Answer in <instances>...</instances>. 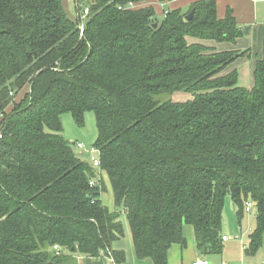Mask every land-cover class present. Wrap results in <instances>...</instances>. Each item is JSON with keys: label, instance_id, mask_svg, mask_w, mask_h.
I'll use <instances>...</instances> for the list:
<instances>
[{"label": "trees", "instance_id": "16d2710c", "mask_svg": "<svg viewBox=\"0 0 264 264\" xmlns=\"http://www.w3.org/2000/svg\"><path fill=\"white\" fill-rule=\"evenodd\" d=\"M65 1L0 0V264H104L109 252L123 264L112 250L122 212L138 260L168 264L174 245L187 248L185 225L199 254L222 255L228 198L239 216L248 202L258 210L254 255L264 241V51L247 89L225 71L248 52L188 42L242 38L217 0L165 10L162 21L132 7L150 0H76L89 11L83 35ZM178 92L194 99L159 100ZM86 112L115 211L62 135L64 114L83 126Z\"/></svg>", "mask_w": 264, "mask_h": 264}, {"label": "rangeland", "instance_id": "374dc122", "mask_svg": "<svg viewBox=\"0 0 264 264\" xmlns=\"http://www.w3.org/2000/svg\"><path fill=\"white\" fill-rule=\"evenodd\" d=\"M65 8L67 10V13L71 18L75 19L79 16L80 19V31L85 26V20L86 17L89 14H86V4L82 3L81 7L77 6L76 0H66L65 1ZM80 9V11H79ZM161 14H157V18L159 20L164 19V11L169 10V7H162ZM246 33L248 32L247 27ZM81 35H83L81 33ZM243 41L241 43L242 49H249L246 52L247 55L244 57H241L237 59L227 70L226 73L232 72L231 69H236L239 73V86L244 87L247 89H252L254 87V70L257 61L261 60L263 57V51H264V33L263 30L255 31L250 37H246V35L241 40ZM240 41V42H241ZM189 43H201L205 46H208L209 48H213V46H216L218 43L210 42V41H200L198 39L188 38ZM228 44V43H225ZM232 45L233 48L235 47L234 44ZM224 49V48H223ZM222 49V50H223ZM221 51V50H219ZM228 51V50H225ZM21 97H17L19 100ZM194 99V96L191 93H182L178 92L171 96H161L159 97V100L161 102L166 101H172L174 103H186L189 101H192ZM11 109L8 110V112ZM3 120V117L0 116V122ZM62 124H63V137L72 144L74 153L82 160L87 162L88 164H91L89 161L90 156H95L98 160L100 159V152L96 148V143L98 140V128H97V121L96 116L94 112H86L84 117V125L80 126L78 125L73 117L70 114H64L62 116ZM77 144H82L86 147L87 150H91L92 148H96L95 153H90V155L85 156V150L79 149L77 147ZM95 175L93 180L94 181H100L101 180V174L102 172L98 168H94ZM104 176V182H105V191L102 195L103 198V205H105L110 210L115 209V200L114 195L112 191V186L110 179L106 173H103ZM104 185V184H103ZM258 215V210L254 204H252L251 213L247 214L244 213L243 216H239V207L238 205L232 201L230 198L226 201V206L223 213V229H222V235H227L230 240L228 242H224V250L223 254L220 255H212L207 256V260L210 264L219 262H223L224 264H240V254L247 255L249 259L255 260L256 264H264V241L262 247L254 254H246L244 250H242V247L245 243V247L247 246V249H249L248 246V236L247 232L253 229L256 225V218ZM121 221L125 222L127 225V228H129V237L127 238L125 235L122 238V242L124 244H130L132 243L131 239V230L129 227V223L127 220L126 215L122 212L121 215ZM188 226V225H185ZM184 226V227H185ZM188 230H192L193 228L191 226H188ZM185 237V236H184ZM187 240V239H186ZM187 243H189L187 241ZM194 244V242H193ZM188 249V248H187ZM127 253V252H126ZM196 260V259H195ZM233 262V263H232ZM193 264V262H192Z\"/></svg>", "mask_w": 264, "mask_h": 264}, {"label": "crops", "instance_id": "0c3cea01", "mask_svg": "<svg viewBox=\"0 0 264 264\" xmlns=\"http://www.w3.org/2000/svg\"><path fill=\"white\" fill-rule=\"evenodd\" d=\"M197 1L199 0H170L162 4L157 0H150L141 5H137V6L134 5L132 7L133 9L153 7L157 14L158 13L161 14V12L163 11L162 7L168 6L169 10H174V9L187 10L190 5H192L193 3ZM217 8H218V16L220 18H224L227 9H232L235 18L237 19V22L242 28L243 33H244L242 38H240L236 42V44H234L235 45L234 48L232 45L225 44V43L217 44L216 46H213V48H215L217 51L228 50V51L245 52L249 49L241 48L240 45L243 42L241 41L243 37L245 35L246 37H250L253 33H255V31H260V30H263V33H264V0H217ZM245 27H247V30H248L247 33L245 32L246 31ZM233 70H236V69H231L230 71H233ZM103 173L105 172H102L101 180L103 181L104 186H105ZM102 201H103V198H102ZM111 211H115V209ZM250 213H247V214H250ZM122 223H123L124 230H125V236L128 238L129 228H127V225L125 222H122ZM256 225L253 229H251L250 227V231L246 233L247 236L249 237L247 240L248 246L250 245V235L255 231ZM188 229H189L188 226L184 227V236L189 242L187 243L188 249L187 248L182 249L181 246L174 245L169 251L168 264H192V262L194 263L195 259H198L200 257H204L207 259V257L199 254V252L197 251L196 245H195L194 232ZM224 238H228V240L224 242H228L230 240V238L227 235H223V239ZM131 239H132V235H131ZM112 250L116 252H124L126 254V261L123 264H153V262L150 259H145V260L137 259L136 254H135L133 240H132V243L130 244H124L121 238L119 241L115 242L112 245ZM242 250H244V252H246L247 254L248 249H247V246L245 247V243L242 247ZM254 261L255 260L249 259L247 255L240 254V264H256V262ZM79 263L84 264L83 258H79ZM104 264H112V263H110L107 260ZM213 264H219V262H216V263L213 262ZM220 264H224V263L221 262Z\"/></svg>", "mask_w": 264, "mask_h": 264}, {"label": "built area", "instance_id": "2783aa9c", "mask_svg": "<svg viewBox=\"0 0 264 264\" xmlns=\"http://www.w3.org/2000/svg\"><path fill=\"white\" fill-rule=\"evenodd\" d=\"M86 14H88V10H86ZM81 33L82 34L84 33L83 28L81 30ZM2 139H3V134H2V132L0 130V141ZM77 147L79 149L85 150V156L90 155V153H95L96 152V148H92L91 150H87L86 147L84 145H82V144H77ZM89 161H90V163L92 164V166L94 168H99L100 167V159L98 160L95 156H90L89 157ZM92 185H94V182L92 183ZM252 204H253L252 202H248L246 204V212L247 213H250L251 212ZM227 240H228V238H224L223 239V241H227ZM54 249H55V251H59L60 248L58 246H55ZM101 256L106 257L104 253H101ZM107 260L110 263L114 264V259L112 258L110 252H109V257L107 258ZM193 264H210V263H209V261L206 258L200 257V258L196 259Z\"/></svg>", "mask_w": 264, "mask_h": 264}, {"label": "water", "instance_id": "95a60500", "mask_svg": "<svg viewBox=\"0 0 264 264\" xmlns=\"http://www.w3.org/2000/svg\"><path fill=\"white\" fill-rule=\"evenodd\" d=\"M194 14H195V11H192V12L189 14V16H187L186 20H187L188 22L192 21L193 18H194ZM156 27H157V25H155V28H156Z\"/></svg>", "mask_w": 264, "mask_h": 264}]
</instances>
